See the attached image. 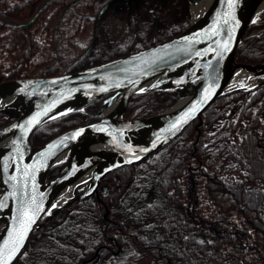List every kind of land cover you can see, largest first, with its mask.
Instances as JSON below:
<instances>
[{
  "label": "trees",
  "instance_id": "trees-1",
  "mask_svg": "<svg viewBox=\"0 0 264 264\" xmlns=\"http://www.w3.org/2000/svg\"><path fill=\"white\" fill-rule=\"evenodd\" d=\"M98 8L95 0H0V82L69 74L129 54L117 44L92 45L104 34L93 29ZM35 14L30 25H18ZM183 21L188 17L174 34ZM261 26L260 35L251 34L253 24L246 29L236 61L264 62ZM178 97V88L134 94L124 117L154 115ZM103 99L41 124L31 145L94 120ZM16 113L0 108V126ZM101 183L108 188L100 197L105 219L94 196L74 201L32 234L14 264H78L97 250L83 264L147 257L152 264H264V85L216 98L199 124Z\"/></svg>",
  "mask_w": 264,
  "mask_h": 264
},
{
  "label": "water",
  "instance_id": "water-1",
  "mask_svg": "<svg viewBox=\"0 0 264 264\" xmlns=\"http://www.w3.org/2000/svg\"><path fill=\"white\" fill-rule=\"evenodd\" d=\"M188 1L197 5L202 0ZM260 1L212 0L178 34L128 55L69 74L1 81L0 99L10 101L0 108H14L17 113L0 126V248L19 233L25 213L34 219L19 247L10 258L8 253L0 256V261L14 264L31 234L46 222L43 217L49 211L53 215L91 196L106 175L137 164L166 146L190 124L200 122L201 114L216 98L263 85L264 80H259L250 86H229L234 67L254 72L251 77L248 74L253 80L264 77V62L235 60L247 26L262 10ZM36 16L19 26L30 25ZM172 88H178L179 97L171 107L145 118L124 117L134 94ZM101 97L106 98L91 115L94 120L43 145H31V134L41 124L83 112L87 104ZM181 99L185 102L177 107ZM114 103L112 111L101 113L103 106ZM62 161L60 172L47 180L49 169ZM76 180L80 183L73 186L71 195L57 204L56 198ZM106 191L103 186L102 194Z\"/></svg>",
  "mask_w": 264,
  "mask_h": 264
},
{
  "label": "flooded vegetation",
  "instance_id": "flooded-vegetation-1",
  "mask_svg": "<svg viewBox=\"0 0 264 264\" xmlns=\"http://www.w3.org/2000/svg\"><path fill=\"white\" fill-rule=\"evenodd\" d=\"M95 3L99 7L96 13L99 20L93 29H100L104 34L98 42L94 38L92 45L109 47L117 44L124 49L129 47V51L147 47L174 35L179 28L181 16L189 17L191 13L187 0H95ZM263 22L264 12L254 21L252 35L262 34ZM186 23L183 21L181 27ZM102 186L106 185L100 183L93 195L97 201H101V195L106 196L108 193H101ZM106 216L102 217L105 219Z\"/></svg>",
  "mask_w": 264,
  "mask_h": 264
},
{
  "label": "bare ground",
  "instance_id": "bare-ground-1",
  "mask_svg": "<svg viewBox=\"0 0 264 264\" xmlns=\"http://www.w3.org/2000/svg\"><path fill=\"white\" fill-rule=\"evenodd\" d=\"M188 1V0H187ZM212 0H202L200 1L197 5H192L190 4V11L192 13V16L194 18V20L199 17L204 10H206L208 8V6L210 5ZM259 9H264V0H261L260 1V5H259ZM172 37V36H171ZM120 57V56H119ZM117 58V57H116ZM114 59V58H112ZM111 60V59H110ZM254 73V72H250V71H246V70H241L237 67H234L233 69V77L231 79V83H230V87L234 86H250L252 85L255 81L251 78H249L248 74L250 75L251 77V74ZM251 79V80H250ZM9 100V98H3V99H0V105H4L5 103H7ZM185 102V99H181L178 104H177V107H179L181 104H183ZM116 106V103L112 104V105H109V106H103L102 110H101V113L103 114H106V113H109L110 111H112ZM87 177L84 176L83 177V181H85ZM82 179V178H81ZM82 181V182H83ZM75 183H72L71 186L69 188H67L65 191H63V193H61L59 195V197L56 198L55 202H57V204L61 205L63 204L66 199L71 195V193H68L70 190H72L73 186H74Z\"/></svg>",
  "mask_w": 264,
  "mask_h": 264
},
{
  "label": "snow or ice",
  "instance_id": "snow-or-ice-1",
  "mask_svg": "<svg viewBox=\"0 0 264 264\" xmlns=\"http://www.w3.org/2000/svg\"><path fill=\"white\" fill-rule=\"evenodd\" d=\"M79 135V133H77ZM25 218L21 220V229L14 239L4 242V247L0 248V256H3L5 253L10 254L14 253L15 249L19 247L18 242H22L24 239V234L28 231V225L34 219L33 216H29L27 213L24 214ZM0 264H7V261H0Z\"/></svg>",
  "mask_w": 264,
  "mask_h": 264
},
{
  "label": "rangeland",
  "instance_id": "rangeland-1",
  "mask_svg": "<svg viewBox=\"0 0 264 264\" xmlns=\"http://www.w3.org/2000/svg\"><path fill=\"white\" fill-rule=\"evenodd\" d=\"M264 12V11H263ZM191 18H192V14L190 13V16L188 17V20H191ZM252 79V78H251ZM250 79V80H251ZM256 79H258L257 77H255V79H254V81H258V80H256ZM10 80V79H9ZM252 81H253V79H252ZM201 121V120H200ZM200 123V122H199ZM198 123V124H199ZM79 180H76L74 183V185H77V184H79ZM87 185V183H85V185L84 186H79V189L80 190H82L85 186ZM78 189V188H77ZM77 191H79V190H77ZM68 193H71V191H69ZM136 264H152L151 263V259L150 258H142V259H140L138 262H136Z\"/></svg>",
  "mask_w": 264,
  "mask_h": 264
}]
</instances>
